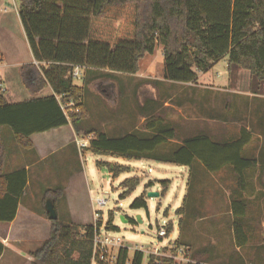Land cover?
I'll list each match as a JSON object with an SVG mask.
<instances>
[{
    "label": "trees",
    "instance_id": "trees-1",
    "mask_svg": "<svg viewBox=\"0 0 264 264\" xmlns=\"http://www.w3.org/2000/svg\"><path fill=\"white\" fill-rule=\"evenodd\" d=\"M20 3L19 16L36 61L22 65L20 74L34 97L9 102L0 76V136L5 137L4 127L10 129L17 145L31 152L35 151L31 135L72 124L77 136L94 135L85 152L175 164L189 168L190 173L200 164L215 174L227 168L236 182L231 201L235 243L239 248L246 246L249 236L244 222L248 199L243 194L255 193L256 179L264 194V146L260 156L246 155L253 138L251 130L242 127L240 134L233 137L201 133L178 139L177 147L166 149V145L177 140V132L160 114L145 116L141 128L111 136L93 125H85L76 107L65 105L74 100L77 107H84L85 87L76 85L73 76L76 66L95 71L93 81L114 80L116 74L138 73L141 59L154 54L158 44L163 46L164 78L168 81L196 83L199 73L209 71L215 62L228 57L230 75L239 69L248 71L252 92L264 94V0H20ZM47 87L52 93L39 96ZM262 117L264 121V112ZM3 141L0 138V223H9L17 215L29 177L25 166L6 171ZM130 170L129 166L114 165L112 171L118 177ZM140 183L137 176L125 179L120 184L121 199L130 197ZM152 185V181L146 183V190ZM146 190L133 202V208L147 206ZM166 193L164 185L161 194ZM187 197L176 210L182 217L180 223L192 207ZM47 198L53 201L58 213V219L52 221L56 236L31 252L32 264H92L93 238L102 221L80 224L74 223L70 214L62 216L57 205L66 201L63 186L44 189V205ZM44 205L43 213L48 218ZM114 221L115 212L110 211L108 230L118 229ZM165 229L169 236L174 230L173 223ZM176 244L188 245L179 240ZM4 250L0 241V258ZM190 251L192 259L214 263L208 247ZM143 256L135 251L134 264H141ZM128 257L129 249L122 248L115 264H127ZM233 257L234 264H245L242 258ZM148 264L178 263L167 256L152 255Z\"/></svg>",
    "mask_w": 264,
    "mask_h": 264
},
{
    "label": "rangeland",
    "instance_id": "rangeland-1",
    "mask_svg": "<svg viewBox=\"0 0 264 264\" xmlns=\"http://www.w3.org/2000/svg\"><path fill=\"white\" fill-rule=\"evenodd\" d=\"M20 4V0H3L0 4L1 15L8 16L7 25L0 23V48L9 61L13 60L10 58L13 51L23 55L29 48L12 17V14H18ZM162 47L158 44L154 54L141 59L136 74L120 73L113 76L114 80L93 81L96 72L83 69L82 75L75 78L76 85L85 87L84 107H78L80 116H83L82 122L111 136L123 135L135 127L141 128L139 122L143 116L160 114L177 132V140L166 145V149L177 147L181 139L201 133L212 137L226 133L233 137L240 134L242 127H248L253 138L246 148V155L260 156L264 146V94L255 95L252 92L250 73L240 69L241 72L236 70L230 75L227 62L222 60L207 74L199 73L200 79L198 75L196 83L168 81L164 78ZM42 93H47V90ZM77 139L73 132L72 143L76 144ZM54 140L59 141L57 136ZM57 143L48 149V155L56 153L43 162V175L29 187L28 195L33 193L38 199L43 198L44 205V189L63 186L66 201L58 203V211L64 217L70 214L74 223L94 225L101 220L102 227L106 228L109 212L114 211V224L118 229L112 234L123 238L129 247L130 257L134 256L136 247L168 246L179 240L188 244L186 247L190 250L208 247L214 262L211 264L233 263V256L242 258L245 264H264V194L258 179L254 183L255 193L243 194L248 199L244 223L249 241L239 248L235 243L231 208L236 182L227 168L215 174L200 164L196 171L190 173L189 168L170 163L81 152L77 144V154L67 143H61L58 150ZM5 150L6 171L18 167L23 155L32 153L19 147L13 138L5 140ZM114 165L129 166L131 170L114 177ZM39 171L40 168H37L31 171V175ZM135 176L141 179L139 187L130 197L121 199L123 189L120 184ZM149 181L153 185L146 190L145 185ZM164 185L167 186V193L162 195ZM75 187L76 195H79V198L75 197L79 200L76 206L81 205V208L73 215L69 202ZM145 190L148 193L145 197L147 206L133 208V202ZM150 192L159 195L149 196ZM185 195L192 207L187 209L188 215H184V222L180 223L182 217L176 214V210L183 204ZM98 199L108 200L100 211ZM92 212L95 213L92 215ZM191 214L197 216L194 218ZM122 216L128 222H124ZM44 219L48 223L43 224V243L56 236L52 221L47 217ZM170 222L174 225L173 232L160 238L159 228H165ZM40 244L31 248L35 249ZM116 252L117 249H113L112 253Z\"/></svg>",
    "mask_w": 264,
    "mask_h": 264
},
{
    "label": "crops",
    "instance_id": "crops-1",
    "mask_svg": "<svg viewBox=\"0 0 264 264\" xmlns=\"http://www.w3.org/2000/svg\"><path fill=\"white\" fill-rule=\"evenodd\" d=\"M2 2L3 0H0V4ZM12 17L13 20L15 21V24L19 27L20 35L25 39V41H27L26 33L19 16V11L18 14H12ZM0 23H4L5 25L8 24V16L7 15L2 16L1 12H0ZM28 47L29 48L26 54L23 55H20L16 51H13L10 57L11 59H13L12 61H9L7 59L6 53L2 50V48H0V76L2 79V88L5 91V96L9 102H18L34 97V95L32 94H30V96L28 95V90L24 86L20 74V67L22 65L28 63H36L33 54L31 52L29 43H28ZM222 60H225L228 65V57H224L223 59L215 62L211 69H213ZM238 71L241 72L242 70L239 69ZM208 72L209 71L204 72L203 74H207ZM199 79H200V74H199ZM211 84L214 85V83ZM46 90L47 93L45 94L41 93L39 96H45L52 93V89L50 87L45 88V91ZM144 119L145 116H143V119L140 120L139 123L142 124L144 122ZM135 128L137 129L138 127ZM2 132H3L2 135L5 136V137L0 136L2 141L7 138L14 139L12 132H10V129L4 127ZM73 132L77 136L73 125L68 124L65 126L51 129L49 131L34 133L33 135H31L30 138L32 139L35 145V151H31L32 153L29 156L23 155V159L20 161L19 166L17 165L18 167H16V168H20L25 166L27 168L28 177H29L27 187L25 189L24 195L21 197L15 219L9 223H0V241H2L5 245V250L0 258V264H32L33 263L34 258L32 257L31 252L37 249V247L41 245L40 243H43V224L46 225V223L48 222H46V220L44 219L46 218V216L43 213V204H42L43 198L38 199V197L33 195V193H30L28 195L27 191L31 185L36 183L37 178L43 175V161L47 160L50 156L55 155L56 152L50 153L48 155V152L50 151V150L48 151V149L52 145H55V142H58L57 148L61 143H67V146L72 145L74 152L76 154L78 153L76 144L74 142L72 143L71 141V139H73ZM226 135L228 137L230 136L229 134ZM55 136L58 137L59 141L54 140ZM37 168H40V171L38 173H33L32 176L31 171L34 172L36 171ZM14 169H11L10 171H13ZM71 196L73 198L69 203L71 206V211L73 212L72 214L74 215L75 211L77 212V210L81 208V205L76 206L77 204H79V200L75 199V197L79 198V195H76V187L74 191L71 192ZM31 200H33V202ZM95 212H92V215ZM48 220L51 221L49 217ZM37 243H39L40 245H37L35 249L31 248L32 246L34 247Z\"/></svg>",
    "mask_w": 264,
    "mask_h": 264
},
{
    "label": "built area",
    "instance_id": "built-area-1",
    "mask_svg": "<svg viewBox=\"0 0 264 264\" xmlns=\"http://www.w3.org/2000/svg\"><path fill=\"white\" fill-rule=\"evenodd\" d=\"M83 67L76 66L73 71L74 78H78L82 75ZM65 107H76V113H79L80 110L77 107L74 100H70ZM93 134L88 136H78L77 139V146L81 152H83L84 148H87L90 145V141L93 138ZM97 203L99 205V211L102 210L104 206L108 204V200L106 199H98ZM98 213V212H97ZM158 236L160 238L167 237V231L164 227H160L158 230ZM94 243V252L92 258V264H102L109 263L115 264L118 258V254L122 248L129 247L125 244L123 238L118 235L112 234V231L108 230L107 228L101 227L99 230L95 231V235L93 238ZM113 249H117L116 253H112ZM165 249H167L165 251ZM175 250L174 252H171ZM135 251H140L143 253V262L141 264H148L150 256H167L174 259L178 264L184 263H196V264H211L206 262H199L197 260L192 259L190 248L186 246H178L175 242L171 243L170 245L149 248V247H136ZM127 264H134V258L129 257L127 258Z\"/></svg>",
    "mask_w": 264,
    "mask_h": 264
},
{
    "label": "water",
    "instance_id": "water-1",
    "mask_svg": "<svg viewBox=\"0 0 264 264\" xmlns=\"http://www.w3.org/2000/svg\"><path fill=\"white\" fill-rule=\"evenodd\" d=\"M159 193H155V192H150L149 193V196H158ZM46 211L48 212L49 214V219L51 221L53 220H57L58 219V213H57V210L55 209V205L53 203V201L51 199H48L47 200V203H46ZM122 220L124 222H128V220H126V218L124 216L121 217ZM138 219L140 220V216H138Z\"/></svg>",
    "mask_w": 264,
    "mask_h": 264
}]
</instances>
